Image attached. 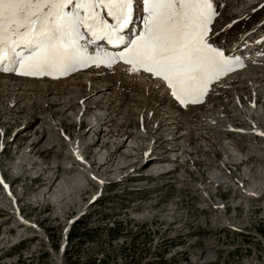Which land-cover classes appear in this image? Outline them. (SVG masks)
<instances>
[{
    "label": "rangeland",
    "instance_id": "1",
    "mask_svg": "<svg viewBox=\"0 0 264 264\" xmlns=\"http://www.w3.org/2000/svg\"><path fill=\"white\" fill-rule=\"evenodd\" d=\"M126 2L0 0V54L6 53L0 57V170L29 224L13 228L10 200L0 188V264H264V182L262 193L256 186L249 192L242 171L247 163L264 179V122H247L234 106L238 94L243 107L264 109V49L257 47L264 0H134L129 27L139 24L135 38L121 32L129 34L124 48L103 49L91 35L117 31ZM237 56L245 60L231 65ZM94 107L105 116L103 149L112 151L119 139L123 145L137 140L136 158L121 171L130 178L100 184L71 161L88 184L79 180L65 199H31L43 188L38 179L47 162L57 156L54 173L60 174L64 158L61 148H48L47 135L23 156L33 141L28 128L53 124L66 152L88 131ZM82 109L87 116L78 125L74 114ZM228 125L245 133L229 132ZM249 131L257 134L247 138ZM251 141L259 147L241 168L231 167L224 145L233 142L245 153ZM147 147L157 150L153 159L146 158ZM191 149L196 154L189 155ZM168 152H175V171L146 176L150 161L165 160ZM14 162L25 164L19 177L10 174ZM210 170L234 188L214 186ZM97 192L100 199L91 202Z\"/></svg>",
    "mask_w": 264,
    "mask_h": 264
},
{
    "label": "bare ground",
    "instance_id": "2",
    "mask_svg": "<svg viewBox=\"0 0 264 264\" xmlns=\"http://www.w3.org/2000/svg\"><path fill=\"white\" fill-rule=\"evenodd\" d=\"M127 2L125 3L126 6L123 7L122 10H120L122 12V15H119L117 16V22L119 23V21H122V19L124 18H130V21L133 17L136 16V12H135V7H133L134 5V0H126ZM145 8H147V6L145 5ZM142 27L145 26V23L141 24ZM254 28V27H253ZM96 29V28H94ZM116 29L117 31H112V30H107V31H111V33H107V31H104L102 32L101 31V34H98V35H91V37H93L94 39L96 40H102V42L107 45V43L110 45L114 44L113 42H116L117 45L119 44V47L117 49H109L107 48L108 50H112V51H117L119 48H122L123 46L125 47L126 44L128 43L127 42V36L129 34H123V35H118L120 32H119V25L117 24L116 26ZM139 29V24H138V28L135 27V24L132 25V29L130 31V36H132L133 38H135L136 36V33ZM133 31V32H132ZM262 31V30H261ZM252 31H250L251 33ZM103 36V37H102ZM104 38V39H103ZM134 42H136V40L133 39ZM127 42V43H126ZM262 44V42H261ZM260 44V46H261ZM104 48H106L104 46ZM103 51H101L102 53ZM113 53V52H112ZM253 52L249 53L248 56H250V54H252ZM6 53H2L0 54V57L2 58L3 56L2 55H5ZM104 54H106L104 52ZM111 54V53H110ZM241 59V60H240ZM114 60V59H113ZM233 62L230 63L231 65H238V64H241V61L245 60L243 58H240V57H235L232 59ZM9 61V60H8ZM235 62V63H234ZM127 65H124V67H126ZM130 70H133L131 69L130 67H126ZM92 71V74L91 76H97V75H100V74H97L95 73V71L91 70ZM134 71V70H133ZM98 72V71H97ZM242 73V72H241ZM254 73V72H253ZM230 78V77H229ZM229 78H227L229 80ZM90 85V84H89ZM86 86V84H85ZM218 86H222V84L220 83V85ZM155 87H161L160 84H157ZM92 94H90L91 96ZM87 96L88 99H90L91 97ZM81 97V96H80ZM79 97V98H80ZM235 97H236V100L237 98L241 101V103L243 102L242 99L240 98V96L238 94H235ZM86 98V99H87ZM82 100L84 101L85 100V97H82ZM256 100L254 101H250L248 102V104H251V106L253 105H259L261 106L262 105V102L259 103V104H256L255 103ZM87 103H89V100L87 101ZM84 106H86V102L83 103ZM243 104H245L243 102ZM246 104V105H248ZM204 105V104H203ZM202 105V106H203ZM83 106V107H84ZM236 108V111L237 113L242 116L244 118V120H249L247 122H251L253 125L257 126L259 125V122H260V119L261 122H264V109L262 107H253L254 109H251L249 106H244L243 109H238L237 107V102H235V105H234ZM93 109H96L95 107ZM89 110V109H88ZM233 111V110H232ZM92 114L89 116V121H88V124H86V129H88V131L90 132H83L81 131L80 135L78 137H80V139L76 140V142L73 144L74 146H72V150H70L69 148L66 149L68 151L65 152V146H62V144L64 143L63 141L61 142L60 141V137H59V134L57 133H54L55 129L53 127V124L49 123V122H38L36 124V127H37V130H34L33 127L31 126L30 128H28V132L26 131V133H31V137L33 138V141L30 143L29 147L27 148H24L22 150V155L23 156H26V157H29L31 152H30V149H34V147L39 144V141L43 138L44 135H47L49 136L48 138L51 139L50 142H52L53 144L51 146H49L48 148H51L53 146L56 147L57 151H59V148L62 149L63 151V158H64V161H63V165L62 167H60V170H58L60 174H55L54 172L57 171V167H58V164H56V159L54 155V157L52 158V161L50 162H47L48 165L44 166L46 169L44 171V176L40 177V179H38L39 181L42 182V186L40 187H43L42 190L39 192V194L36 196L35 194H32L30 195V198L34 200L37 199V197L41 198L42 201H44L45 199H49V198H52L51 200H60V199H65L66 197H63L64 195V192L66 190V193L69 192V194L71 193L70 191H73L74 189L77 188V185H78V181H84L88 184V182L86 181V178H85V175L79 171L80 169L77 168V166L79 165H72L71 161H74L78 164H80V167L84 168V173L86 172L88 178H91V179H96L97 182H99L100 184L101 183H104V184H108V183H116L118 184L119 181H124L128 178H130L129 174L127 173H121V171L123 170V168H126L127 166L125 165L127 162H130L132 160H134L136 158V154H135V146H137V140H135L134 138H131L129 139V142L126 144V145H123L121 139L117 140L115 139L116 141V144L115 146H112L113 147V150L112 151H107L106 149H103L101 147L102 145V142H101V138L104 136H102V133L104 129V124H105V121H104V112L102 109L100 108H97L96 111H93L92 110ZM168 114V113H167ZM169 115V114H168ZM83 116H87L86 114L83 113V109L82 111L81 110H78L75 114H74V118L75 120L78 121V125H80V123L83 121ZM104 116V117H103ZM108 117V115H107ZM73 118V119H74ZM171 118V117H170ZM110 120V119H109ZM242 120V118H241ZM76 121V122H77ZM221 121V120H220ZM216 122V121H215ZM208 123V122H207ZM250 123V124H251ZM104 126V127H103ZM107 126V125H106ZM264 126V125H263ZM85 127V126H84ZM103 127V128H102ZM260 127V126H259ZM158 128V127H157ZM206 128V127H205ZM227 128V127H226ZM247 128V127H246ZM250 128V127H249ZM248 128V129H249ZM258 128V127H257ZM210 129V128H209ZM215 129V128H214ZM31 131V132H30ZM229 132H237V133H241V134H244L245 132L241 129H237L236 128V125H228V130ZM57 132V131H56ZM89 133V134H87ZM260 133H263L262 130H260ZM257 134V132H254V131H249L247 132V138L248 136H251V135H255ZM91 135V136H90ZM133 135V134H132ZM165 135V134H164ZM234 135V134H233ZM264 135V133L262 134ZM96 136V137H94ZM224 136V135H223ZM222 136V137H223ZM129 136L126 137V139L128 138ZM136 137V136H135ZM231 137V136H230ZM55 138L57 139V143L59 145H57V143H54L55 141ZM95 138V139H94ZM139 138V137H138ZM137 139V138H136ZM141 139V138H139ZM171 140L174 141V137H170ZM48 140V139H47ZM63 140V139H62ZM109 140V139H108ZM124 140V139H123ZM223 140V139H222ZM226 140V139H225ZM112 142V144L114 145V142ZM126 141V140H125ZM45 142V141H44ZM60 142V143H59ZM175 142V141H174ZM106 143V142H105ZM110 143V142H108ZM122 143V144H121ZM157 143V142H156ZM226 143V142H224ZM41 144V143H40ZM47 144L49 143H46V146ZM65 144V143H64ZM253 144V145H252ZM5 145H7L5 143ZM250 145H252V147L249 148L250 151H246L245 153H241L239 152L237 149H236V145L233 144V142L231 143V145H227L225 144L224 146L227 148V154L225 155L227 157V160H229V165H231V167H233L234 169H236L237 167H242V171H243V174L244 176L247 178L248 177V180L250 181V188L248 187V190L249 192L253 189H251V187L255 186L258 187L260 190H258V193L262 191V187H263V182H264V179L263 181L261 182L257 177L254 176L253 173H251V170L249 169V165L247 163H245L244 165H240V163L243 161H246L248 155H250L249 153H251V151H254L256 148H258L259 146H256L253 141H251ZM45 146V144L43 145ZM83 146L82 150H80V148ZM129 146V147H127ZM249 146V145H248ZM97 147V148H96ZM111 147V146H110ZM111 147V148H112ZM78 148L77 151H75V149ZM137 148V147H136ZM192 148V147H191ZM195 149V147H193ZM238 148V146H237ZM174 149V148H173ZM193 149V150H194ZM248 149V148H247ZM111 150V149H110ZM119 150V151H118ZM134 150V151H133ZM191 149V151L189 152V155H194L196 154V150H195V153ZM207 150V149H206ZM220 150V149H219ZM241 150V149H240ZM36 151H40V148H37ZM118 151L116 154L119 158L115 159V162L113 161V157L115 155H112L114 154V152ZM170 151H173V150H170ZM177 151V150H176ZM145 152V156L146 158H149L151 157L152 159L154 158L155 153L157 152L154 151V149L150 150L148 147H147V150H144ZM184 152V151H183ZM209 152V151H208ZM259 154L261 155H264V146H263V149L262 150H259ZM70 153L72 154V159L70 158ZM128 153V154H127ZM175 153V152H174ZM174 153H171V152H168L167 155H165V160H152L150 161V166H149V172L150 174H152V176H155V175H163L166 176L167 173L168 175H171L172 172L175 171V166L173 167V161H175L177 158H175V154ZM180 153V151H179ZM178 153V154H179ZM127 154L128 156H131V158H126L125 155ZM35 155V154H34ZM91 155V156H90ZM142 155H144L142 153ZM242 155V156H241ZM244 155V156H243ZM74 156V157H73ZM224 156V157H225ZM34 158V156H31V158ZM180 157V156H179ZM213 158V157H212ZM26 160V159H25ZM117 160V161H116ZM130 160V161H129ZM232 161V162H231ZM71 162V163H70ZM242 162V163H243ZM21 163V162H20ZM43 164L46 163L45 161L42 162ZM75 164V163H74ZM25 164H22L21 166L20 165H17L15 164V162L13 163V166H12V170L10 172V174H12V176L14 177H19L20 175L23 174V166ZM213 166V164H212ZM43 167V166H42ZM211 167V166H210ZM59 168V167H58ZM89 168V170H88ZM255 168V167H254ZM62 170V171H61ZM261 170V169H260ZM195 171V170H194ZM253 171V170H252ZM256 172H258V168H256L255 170ZM6 172V171H5ZM47 172V173H46ZM126 172V171H125ZM97 173H100L101 176L95 178V175H97ZM146 172H144L145 174ZM221 172H217V171H214V170H210V173H209V179L210 181H213V185L214 186H218V184L220 185V183H229L231 185V188H234L235 184L232 183L228 177H224L222 174H220ZM25 174V173H24ZM46 175V176H45ZM60 175V176H59ZM82 175V176H81ZM79 176V178H78ZM81 177V178H80ZM104 177V178H103ZM39 178V177H38ZM146 178V177H145ZM240 178V177H239ZM29 179V178H28ZM85 179V180H84ZM90 180V179H89ZM13 181V180H12ZM244 181V180H243ZM56 182V183H55ZM244 183V182H243ZM82 184V183H81ZM254 184V185H253ZM229 185V186H230ZM11 186L12 184H10L9 182H7L3 176V171L0 170V188L2 189V194H3V199H7V200H10L9 202V206L12 210V217L15 219L14 222L15 225H13V228H18L20 226H29L28 222H26L25 220L22 221L21 218H20V212H19V208L17 207V201L19 200V197L17 198H14V197H11L10 194H12V190H11ZM19 190V193L18 195H21V188H20V185L17 186ZM36 190L39 189V186H35L34 187ZM52 188V191L49 192V190ZM55 190V192H54ZM26 192V191H25ZM24 193V192H23ZM49 193H53V195L51 196V194ZM252 193V192H251ZM262 193V192H261ZM100 194L101 192H97L96 194L92 195L94 196L92 198V196H89L91 199V202L93 201H96L97 199H100ZM242 194V193H241ZM257 194V193H256ZM255 195V194H254ZM258 196H261V194H257ZM47 196V197H46ZM100 196V197H99ZM257 196V197H258ZM29 197V196H28ZM248 197V196H247ZM259 198V197H258ZM40 201V200H39ZM2 202L4 203V201L2 200ZM8 202V201H7ZM53 203V202H52ZM51 204V203H50ZM85 204H81V208L78 210L80 212V214H82L84 212L83 210V207H84ZM89 207V205H88ZM87 207V208H88ZM3 208V207H2ZM87 208L85 209L86 212H87ZM9 211V210H8ZM85 212V213H86ZM37 225V224H36ZM10 227V226H9ZM12 227V226H11ZM10 227V228H11ZM12 230V229H11ZM43 234V233H42ZM59 259V256L57 257Z\"/></svg>",
    "mask_w": 264,
    "mask_h": 264
},
{
    "label": "trees",
    "instance_id": "3",
    "mask_svg": "<svg viewBox=\"0 0 264 264\" xmlns=\"http://www.w3.org/2000/svg\"><path fill=\"white\" fill-rule=\"evenodd\" d=\"M71 235H72V233H70V236H71ZM67 237H68V236H67ZM100 260H101V259H100ZM100 260H99V261H100Z\"/></svg>",
    "mask_w": 264,
    "mask_h": 264
}]
</instances>
